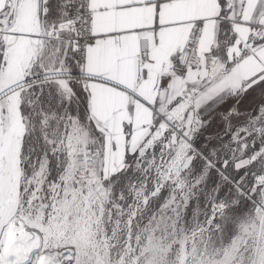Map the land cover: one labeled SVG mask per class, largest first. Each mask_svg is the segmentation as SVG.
I'll return each instance as SVG.
<instances>
[{"label": "snow or ice", "instance_id": "6c2138e0", "mask_svg": "<svg viewBox=\"0 0 264 264\" xmlns=\"http://www.w3.org/2000/svg\"><path fill=\"white\" fill-rule=\"evenodd\" d=\"M0 264H264V0H0Z\"/></svg>", "mask_w": 264, "mask_h": 264}]
</instances>
